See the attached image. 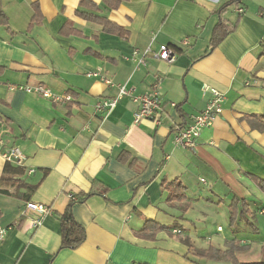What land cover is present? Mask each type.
<instances>
[{"label":"crops","instance_id":"crops-1","mask_svg":"<svg viewBox=\"0 0 264 264\" xmlns=\"http://www.w3.org/2000/svg\"><path fill=\"white\" fill-rule=\"evenodd\" d=\"M81 1L0 0L9 19V26L0 25V176L2 153L18 147L23 159L11 163L24 167V181L39 184L26 200L20 195L27 188L0 183L6 229L0 264H199L191 254L205 248L186 226L181 233L160 230L154 240L139 231L147 220L179 221L176 209L192 208L205 187L224 191L230 204L234 196L246 200L244 234L233 233L219 249L238 240L264 260L261 229L248 230V216H264V193L246 174L264 177V131L248 118L264 115V0H123L115 9L88 0L126 36L79 16ZM35 3L41 19L29 29ZM222 5L237 26L213 47ZM161 44L177 52L175 62L155 56ZM144 55L146 64L138 66ZM204 84L224 92L223 111L195 148L177 146V129L193 122L210 98ZM120 85L134 96L157 85L159 122L136 123L140 104L128 95L109 115L99 111L97 104L117 97ZM26 86L71 99L57 101ZM178 184L185 188L180 200L172 197ZM29 201L50 209L39 226L34 220L41 214L27 211ZM70 203L86 231L77 247H63L61 215Z\"/></svg>","mask_w":264,"mask_h":264},{"label":"trees","instance_id":"trees-1","mask_svg":"<svg viewBox=\"0 0 264 264\" xmlns=\"http://www.w3.org/2000/svg\"><path fill=\"white\" fill-rule=\"evenodd\" d=\"M123 0H104L105 4L110 9H115L119 7ZM87 5L90 10L82 9V6ZM227 5H222L219 8L220 13V20L216 25L211 44L213 47H217L227 35L233 32L237 26V21L232 22L228 20L227 17L224 16L225 7ZM34 15L30 22L29 29L36 23L40 22L41 19V11L38 5L34 4ZM101 12V8L99 5H96L88 0H82L80 2V7L77 9V14L89 21L97 22L103 26V30L110 32V33H120L121 36H126L127 31L126 29L117 26L116 24L112 23L106 15H103ZM0 25L9 26V19L5 15V13L0 9ZM3 70L0 67V72ZM250 120L257 119V124L255 126L259 128L261 131H264V115L259 117L257 116H250L248 117ZM25 174V169L21 165H14L10 161H7L3 170V174L0 176V183H10V184H18L17 187L19 191L21 188H27L29 193H21V197L23 199L29 200L30 195L35 192L39 184H30L22 179V176ZM249 177H251L258 185L260 190L264 193V177H259L257 175L246 173ZM3 193H9L6 190H1ZM90 195V194H89ZM172 197L175 199H183L185 197V188L182 184H178L175 190L172 193ZM72 201H75V198H72ZM73 203H70L66 212L61 215V222L63 225V247H77L81 244L86 238V231L82 225L77 223L75 220L71 207ZM244 205L246 207V200L240 199L237 196H234L231 204H230V211H231V229L234 233L238 232V228L241 226L242 214H244ZM242 207V208H241ZM184 211L186 207H183ZM249 224V223H248ZM251 225H253L250 222ZM254 226V225H253ZM179 229L180 231L183 228V224L179 221L174 222L171 225H165L157 220H147L145 222V226L139 231V236L145 239L154 240L156 238V234L160 230H167L171 233L174 229ZM182 232V231H181ZM185 243L189 244L190 247L192 246L190 239L186 237L184 239ZM199 255L207 257L208 259H219L224 258L228 264H264V260L260 261H241L236 256V252L233 250H220L215 248L214 246H210V248L199 249Z\"/></svg>","mask_w":264,"mask_h":264},{"label":"built area","instance_id":"built-area-1","mask_svg":"<svg viewBox=\"0 0 264 264\" xmlns=\"http://www.w3.org/2000/svg\"><path fill=\"white\" fill-rule=\"evenodd\" d=\"M186 42H189L186 40ZM155 56L163 61L168 63H173L177 59V52L172 49L167 44H161ZM138 66L146 64L145 55L137 59ZM96 75L95 73H91ZM24 88L27 92H39L47 97H53L57 101L66 102L71 99L70 95H56L51 91L44 89L42 86L36 87H21ZM203 92L210 93V98L206 104L204 110L195 116L193 122L190 124L179 127L174 135V143L177 146L185 148H195L197 145V139L201 136L202 130L206 127H210L214 124L216 117H218L223 111V103L225 100V94L218 88L212 87L208 84H204L202 87ZM132 96L133 99L140 104V109L135 113V122L139 123L143 119H153L159 122L158 115L161 109L163 108V99L162 93L158 90L157 85H154L153 90L150 92L140 94L137 96L133 95V89L127 88L126 85H120V90L117 97L103 100L97 104V109L99 111L104 110L105 115H109L111 111L116 107L118 101L124 96ZM172 105H176L172 103ZM2 142V141H1ZM5 161L13 162L18 160L20 163L23 159L21 150L18 147H12L11 149L2 153ZM204 181V179H202ZM71 198H73L71 196ZM27 211H38L41 214L40 219L34 220V225L39 226L42 223L43 217H45L50 209L41 204L33 201H29L26 204ZM221 229V227H219ZM174 233H181L179 229H174ZM6 234V229L0 227V244L3 241Z\"/></svg>","mask_w":264,"mask_h":264},{"label":"rangeland","instance_id":"rangeland-1","mask_svg":"<svg viewBox=\"0 0 264 264\" xmlns=\"http://www.w3.org/2000/svg\"><path fill=\"white\" fill-rule=\"evenodd\" d=\"M204 188V187H203ZM201 197H196L195 202L190 205L192 208L184 211L183 207L176 209L175 215L179 222L186 226L195 235V241L203 248H222L224 250L225 245L229 243L230 239L233 238L231 230V211H230V200L227 198L224 191L214 193L207 187L200 190ZM232 199V197H231ZM174 209V210H175ZM173 210V211H174ZM172 211V212H173ZM186 217L188 220H185ZM247 218L240 219L241 224H245ZM248 220L258 226L264 235V216L257 214L256 217L248 216ZM221 229H218V227ZM248 230L252 229V225L248 224ZM238 238L244 234L242 226L237 230ZM251 232V231H250ZM247 245L241 246L240 242L234 240L230 245V250L237 252V257L241 261H257L259 260L258 255H251ZM256 247L253 244V249ZM199 264H228L224 260L219 259H208L207 257L200 256L196 251L192 253Z\"/></svg>","mask_w":264,"mask_h":264}]
</instances>
